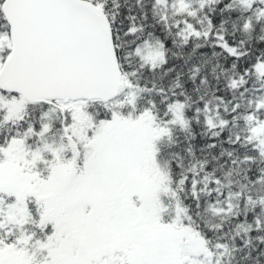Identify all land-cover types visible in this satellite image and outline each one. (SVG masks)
I'll return each mask as SVG.
<instances>
[{
	"label": "snow or ice",
	"instance_id": "obj_1",
	"mask_svg": "<svg viewBox=\"0 0 264 264\" xmlns=\"http://www.w3.org/2000/svg\"><path fill=\"white\" fill-rule=\"evenodd\" d=\"M0 264H264V0H0Z\"/></svg>",
	"mask_w": 264,
	"mask_h": 264
}]
</instances>
